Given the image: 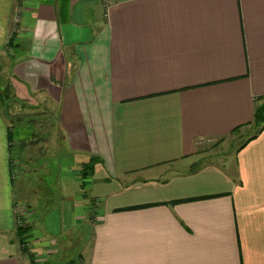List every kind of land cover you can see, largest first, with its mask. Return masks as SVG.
Here are the masks:
<instances>
[{"label":"crops","instance_id":"0c3cea01","mask_svg":"<svg viewBox=\"0 0 264 264\" xmlns=\"http://www.w3.org/2000/svg\"><path fill=\"white\" fill-rule=\"evenodd\" d=\"M0 75L21 118L0 109V264H30L15 204L38 262L83 226L78 264H264V126L232 159L195 152L250 127L264 0H113L103 17L98 0H0Z\"/></svg>","mask_w":264,"mask_h":264},{"label":"rangeland","instance_id":"374dc122","mask_svg":"<svg viewBox=\"0 0 264 264\" xmlns=\"http://www.w3.org/2000/svg\"><path fill=\"white\" fill-rule=\"evenodd\" d=\"M1 76V75H0ZM1 81V79H0ZM3 86V85H2ZM1 90V89H0ZM5 103H7L8 105H10V100L6 101ZM260 103L264 104V101L261 100ZM46 105V104H45ZM10 107V106H9ZM17 106H11L12 109L17 110L16 108ZM47 108L48 105H46ZM248 127H246L245 129H241V130H235L233 132H231L228 136L221 138L220 140H216L215 143L211 142V143H205V144H199L196 146L195 148V152L200 155V159L201 161H210V159L215 160V156H219L220 155H224L225 153L228 154L229 158H233L234 156V152L235 149L237 148V146L243 141V139L253 133L255 131V129L257 128V125H254L253 123L250 124L249 129H247ZM225 140V141H224ZM221 158V157H220ZM77 173L80 175L79 170L77 171ZM81 182V180H80ZM79 182V183H80ZM80 188H82L80 186ZM84 199H86V213L82 214V221L84 220H90L93 217V213L91 211L92 208H95L94 206V200L88 197H84ZM83 199V200H84ZM59 202L58 198H54L53 200V205L57 206V203ZM53 209V208H51ZM48 215V212L47 214ZM51 218L49 225H51L52 230H56L55 225H56V219H55V213L53 211L50 212V214L48 215V220ZM24 222H22L23 226ZM78 229V227L76 228V230ZM87 229V228H86ZM85 227L82 226V230L83 232L80 233V236L78 238H76L75 240H73L71 243H69L68 245H63L62 242L58 243L56 242V244H54V246H52L54 248V252L52 253V255L49 254V257L47 259V261H45L46 263L49 264H69V259L72 258L73 260H77V253L79 252V250L81 249V246L86 242L87 236H88V230H86ZM51 230V233H53V237H58V239H67V233H62L60 234V236H57L56 233H54ZM25 233V231H24ZM61 233V232H59ZM23 244L25 246V248L31 252L32 257H33V261H35L37 259V253L34 251H30V243L28 242V238L26 236H23ZM27 238V239H26ZM50 241V238H49ZM35 264H41L42 262H38L35 261Z\"/></svg>","mask_w":264,"mask_h":264},{"label":"trees","instance_id":"16d2710c","mask_svg":"<svg viewBox=\"0 0 264 264\" xmlns=\"http://www.w3.org/2000/svg\"><path fill=\"white\" fill-rule=\"evenodd\" d=\"M8 44V43H7ZM0 109L2 111V113L4 114V116L7 118V120L10 123V127L15 125V124H19L21 118H19V115L14 114V113H9L10 112V107L12 102L11 101H16L15 99H13L12 95H9L10 91L7 85L5 86H0ZM11 99V100H10ZM261 97H258V100H260ZM10 100V105H8L7 103H5L6 101ZM257 100V98H256ZM255 101V99H254ZM254 125H257V128L255 129V132L249 137L247 138H253L255 136V134L257 132H259L262 127L264 126V104L262 103H256V105L253 108V114H252V122ZM236 129V128H235ZM234 129V131H235ZM7 134L9 135V131L7 132ZM8 143H10V139L8 137ZM95 161H98L97 158L95 157H90L87 162L83 163L79 169L80 172V178H84L85 176H87L88 174H91L92 172V167L93 164L95 163ZM80 186L83 187V182H80ZM146 205H140V206H134L133 208H137V207H144ZM26 227L23 225H18L16 228V231L18 233V243H19V247L20 250L23 254H25L27 256V258L29 259L30 264H35L36 262L33 261V257L31 252H29L24 244H23V233L25 231ZM41 264H49L46 263L45 261L42 262ZM69 264H78L77 262L70 260Z\"/></svg>","mask_w":264,"mask_h":264},{"label":"built area","instance_id":"2783aa9c","mask_svg":"<svg viewBox=\"0 0 264 264\" xmlns=\"http://www.w3.org/2000/svg\"><path fill=\"white\" fill-rule=\"evenodd\" d=\"M112 1L113 0H98V4L100 7V14L102 17L104 16L107 10V7L112 3ZM261 100L264 101V94L261 96ZM17 174H18L17 171L13 169L11 172V177L16 176ZM24 211H25L24 206H22L21 204L14 205V212L16 214V223L18 225H22L21 219L23 220Z\"/></svg>","mask_w":264,"mask_h":264}]
</instances>
